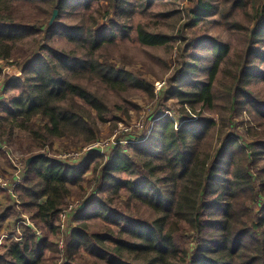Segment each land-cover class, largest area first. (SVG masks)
<instances>
[{
    "label": "trees",
    "instance_id": "trees-1",
    "mask_svg": "<svg viewBox=\"0 0 264 264\" xmlns=\"http://www.w3.org/2000/svg\"><path fill=\"white\" fill-rule=\"evenodd\" d=\"M17 1L0 0V78L10 59L20 68L2 89L10 99L0 101V144L18 151L23 177L0 264H84L86 253L95 264H264V0H185L188 20L172 34L139 24L142 46L176 56L157 102L170 116L105 162L87 152L80 166L54 142L84 148L98 124L127 115L109 93L132 107L133 90L154 98V83L110 61V50L130 35L125 16L168 0H29L43 7L34 16ZM213 16L228 38L184 35ZM171 96L189 110L167 105ZM244 109L250 120L240 123ZM91 164L100 186L63 226L71 187L81 192Z\"/></svg>",
    "mask_w": 264,
    "mask_h": 264
},
{
    "label": "rangeland",
    "instance_id": "rangeland-1",
    "mask_svg": "<svg viewBox=\"0 0 264 264\" xmlns=\"http://www.w3.org/2000/svg\"><path fill=\"white\" fill-rule=\"evenodd\" d=\"M14 3V2H12ZM192 4L189 1L185 0H168L164 3H158L156 2L154 5H152L150 8H148L145 11H141L139 9H136L135 11H132V13L129 14V16L124 17V21H126V26L130 28V35L126 36L123 39H118L119 46L113 47L111 52V58L110 61H113L119 65H125L126 68L129 71L143 74L145 78H148L154 83V90H155V96L154 98H150L146 93L140 91V90H133L130 92L128 99L135 104V107H132L130 103H128L126 100H120L117 99L116 95L113 93H109L108 96L113 101H118L124 108L127 110V115H123V111H116L114 112L113 116L110 118V122L106 123H100L98 124L100 133L98 134V138L94 141H105L107 139L112 138L114 133L123 127H128L131 125L132 122L137 120L141 115L144 116L145 122H144V129L141 131V133L133 134L135 136H142L148 133V131L153 128L152 125L155 120L160 119L162 114H165V116H170L167 112L171 109L165 108L162 111H158L157 102L158 97H160L161 93L163 92V88H168L166 85V63L169 65L170 62L173 61L174 58H176L174 53H171L169 55V49L165 50L164 48L159 49H153V48H147L145 46H142L136 39V28L139 24H143L147 26L148 28L156 31V32H166L168 34L174 33L179 26H182L186 23L187 16L186 14L190 12V9L192 8ZM16 7L19 8L20 12H22L25 16H34V15H40L42 11V6L39 4H34L30 2L29 0H18ZM188 11V12H187ZM216 17H208L206 18L205 22L199 23L197 27H192L190 29H187L184 31V35L191 36L192 33L202 34L206 33L212 36H219L222 39L228 38L229 34L224 30V27L215 22ZM101 23H104V21H100ZM208 23V25H206ZM202 50L197 49L194 51L196 54H205V52H201ZM197 61V67L196 70L200 68V66L204 63L202 59H199V57L195 58ZM1 67L4 68V77L0 78V101L7 102L10 99V95H5L2 92L3 86L5 82L9 79H12L14 76H17L20 74V68L16 64V61L14 59H10V61L7 62V64H2ZM263 70V68L261 67ZM197 80H200L201 77L197 75ZM196 80V79H195ZM193 80V82H195ZM164 82V86L160 88V95L157 90L155 89L158 83ZM259 83H257L258 86ZM260 88H264V85L260 83ZM169 92V91H168ZM167 105L176 104V108H183L184 110H189V106L186 105V107H181V105L178 104V101L176 97L171 96L166 102ZM167 110V111H165ZM162 112V113H160ZM152 116H154L152 118ZM179 118H176V122ZM238 122L246 123L250 120V116L247 110L241 111L240 116L238 117ZM22 134L21 132H18ZM123 137L120 136L119 139ZM137 137V138H138ZM62 143L66 144V146H70L71 143L67 139H63L62 141H56L53 144V149L58 151V156L62 159H65V162H67L69 165H76L80 166L81 164H84V160L86 159V153L87 151H83L82 147H78L76 149H68L65 150ZM114 145L112 144V147L105 153H100L98 151H95V153H98L100 156H103V159L101 158H95L93 160V163H95L98 160H101L102 162L107 160V155L113 150V148L116 146L115 144L118 143V146H122L124 148L127 146V144H120L119 140L114 139L113 141ZM7 151L13 156L14 160L16 158H20V154L16 149L13 147L8 148L6 146ZM68 155V158L65 157ZM11 165L9 161H7L6 157H4L3 152H0V172L1 175H4L6 166ZM92 166L90 165L89 169L84 173L83 177L85 181L83 182L81 192L75 187H71L73 190V195L69 200V205H75L77 208L84 206L86 201L93 200L92 198L95 196V189L98 186H100V183L97 182V178L94 177L92 174ZM16 169V168H15ZM12 170V168H11ZM17 171V169H16ZM20 172V171H19ZM4 178V179H3ZM7 177L2 176L0 177V184L7 183L6 180ZM72 201V202H70ZM0 202L4 203V199L0 198ZM10 202V201H9ZM74 202V204H73ZM8 202H6L7 204ZM72 203V204H71ZM260 203L264 206V197L261 199ZM0 206V215L6 214L8 217L7 212V205ZM9 205V204H8ZM264 208V207H263ZM74 210V209H72ZM70 213V212H69ZM68 213V216L70 217ZM77 215V214H76ZM75 215H72L69 219V225H76L77 224V216L73 217ZM99 219H95L90 221L91 224H95ZM66 231V230H65ZM9 234V231H8ZM67 236V232L64 233ZM5 235V234H4ZM6 236V235H5ZM1 241V240H0ZM2 242V241H1ZM3 249V244H0V251ZM85 257L84 264H95L94 258L89 256L87 253L83 255Z\"/></svg>",
    "mask_w": 264,
    "mask_h": 264
},
{
    "label": "crops",
    "instance_id": "crops-1",
    "mask_svg": "<svg viewBox=\"0 0 264 264\" xmlns=\"http://www.w3.org/2000/svg\"><path fill=\"white\" fill-rule=\"evenodd\" d=\"M3 151H7L6 146L0 144V152H3ZM9 162L11 163V165H9V166L5 165L7 167L5 169V171H7V173L5 172L4 175H1V172H0L1 178H2V176L7 177L6 178L7 183H5L4 185L0 184V198H3L5 201L4 203L0 202V206H4L6 204V202H8L6 204L8 207L7 212L9 211L10 207L16 202V199H17V194L15 193L13 188L18 183L14 184V182H16L17 180L21 181L22 177H23V173L21 171L19 172V169L15 165L14 159L9 160ZM11 168H12V170H11ZM15 168L17 169V171ZM0 169H1V167H0ZM14 222L15 221L12 217H8L6 214L0 215V240L2 241V242L0 241V244H3V249L0 251V253H2L10 243L8 240V236H9L8 231L10 233V231H11L10 228L12 227Z\"/></svg>",
    "mask_w": 264,
    "mask_h": 264
},
{
    "label": "built area",
    "instance_id": "built-area-1",
    "mask_svg": "<svg viewBox=\"0 0 264 264\" xmlns=\"http://www.w3.org/2000/svg\"><path fill=\"white\" fill-rule=\"evenodd\" d=\"M164 82H161V83H158L157 86H156V92L159 93L160 91V88L164 86ZM144 122H145V118L143 115H141L137 120H135L134 122L131 123L130 126L128 127H123V128H120L119 130H117L114 135L112 136V138L110 139H107L105 141H96L94 143H91L89 145H87L86 147L83 148V151H87V152H90V151H98L100 153H105L107 152L111 147H112V144L114 145L113 141L114 139H118L119 140V145L120 144H127L129 143L130 141H134L136 139H138L137 137L138 136H135L133 134H136V133H141V131L144 129ZM120 136H123L119 139ZM118 143H116L115 145H117ZM65 157H68V158H73V157H69L68 155H66ZM15 161V165L18 169H21L23 164L19 161V159L16 158ZM20 181L17 180L16 182H14V184H17L19 183ZM73 206V205H72ZM72 206H70L69 208V212L72 208ZM61 215V224L64 226L66 221L68 220L69 216H68V213Z\"/></svg>",
    "mask_w": 264,
    "mask_h": 264
},
{
    "label": "water",
    "instance_id": "water-1",
    "mask_svg": "<svg viewBox=\"0 0 264 264\" xmlns=\"http://www.w3.org/2000/svg\"><path fill=\"white\" fill-rule=\"evenodd\" d=\"M56 14H57V11L55 10L54 13H53V16H52V18H51V20H50V23L53 22V20L55 19ZM35 158H36V156H33V157L29 158V159L27 160V163H26V164L28 165V164H29L31 161H33Z\"/></svg>",
    "mask_w": 264,
    "mask_h": 264
}]
</instances>
